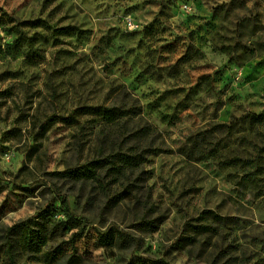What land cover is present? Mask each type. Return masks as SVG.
<instances>
[{"label": "rangeland", "instance_id": "1", "mask_svg": "<svg viewBox=\"0 0 264 264\" xmlns=\"http://www.w3.org/2000/svg\"><path fill=\"white\" fill-rule=\"evenodd\" d=\"M0 93V264L18 223L15 264L71 247L81 264H264V0H0ZM114 152L145 162L106 190L52 175Z\"/></svg>", "mask_w": 264, "mask_h": 264}, {"label": "trees", "instance_id": "2", "mask_svg": "<svg viewBox=\"0 0 264 264\" xmlns=\"http://www.w3.org/2000/svg\"><path fill=\"white\" fill-rule=\"evenodd\" d=\"M125 113V111L120 109L106 108L102 111L101 116L104 120L110 122L122 117ZM223 127H225L223 124L215 126L216 129ZM144 162L145 157L140 153L114 152L110 155L92 160L82 166L73 169H66L61 172H55L52 175L57 176L64 181L93 183L96 184L99 189L106 190L109 185L108 183H115L123 170L129 169L131 172H136ZM131 194L132 192L128 189L123 192L124 197L127 199H130ZM61 204H66L65 198L61 200ZM200 217L201 219H207L210 217L213 220H222L220 216L211 211L202 212ZM139 227L145 231L154 232L157 229V224L155 221L143 219L139 222ZM23 228L24 223H18L7 229L4 254L8 257V261L11 264L16 263L15 249L18 248L19 238L22 234ZM48 233L47 227L42 223L40 217L30 229L26 240L27 254L29 258L35 257L36 254L41 252V248L46 243ZM75 253L76 250L71 247L70 253L60 252L59 256L53 254L51 258L53 262L52 264H81V259L77 257Z\"/></svg>", "mask_w": 264, "mask_h": 264}, {"label": "built area", "instance_id": "3", "mask_svg": "<svg viewBox=\"0 0 264 264\" xmlns=\"http://www.w3.org/2000/svg\"><path fill=\"white\" fill-rule=\"evenodd\" d=\"M125 26L127 29L131 30L132 28H134L135 25L133 24V22L130 18H126Z\"/></svg>", "mask_w": 264, "mask_h": 264}]
</instances>
